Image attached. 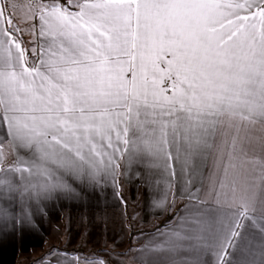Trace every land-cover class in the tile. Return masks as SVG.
<instances>
[{
  "label": "snow or ice",
  "instance_id": "obj_1",
  "mask_svg": "<svg viewBox=\"0 0 264 264\" xmlns=\"http://www.w3.org/2000/svg\"><path fill=\"white\" fill-rule=\"evenodd\" d=\"M126 183L162 226L42 264H264V0H0V234Z\"/></svg>",
  "mask_w": 264,
  "mask_h": 264
},
{
  "label": "crops",
  "instance_id": "obj_2",
  "mask_svg": "<svg viewBox=\"0 0 264 264\" xmlns=\"http://www.w3.org/2000/svg\"><path fill=\"white\" fill-rule=\"evenodd\" d=\"M123 195L127 201L126 206L113 197L111 189L108 190L105 196L99 198L91 194L76 198L58 195L44 202L42 211L34 214L32 225L27 227L17 225L14 230L10 225L6 234H0V264H20L22 259H32L34 261L40 259L38 255L41 256L42 252H44L43 254L49 252L47 250L51 247L50 242L54 241L55 237V235L52 237V230L57 227L54 221L57 222L58 220L55 217L59 215L61 216L59 222L65 227L74 224H70L69 218L65 219L62 215L74 212L86 214L133 210L135 211L133 215L136 217L135 222L139 226H158L165 217L167 218V215H160L157 210L150 209L146 205L143 190L141 189L138 192L134 184L126 183ZM154 232L155 230H151L147 234ZM71 234H73L72 230ZM88 235L90 234L88 233ZM146 239L147 235L137 238L140 244H143Z\"/></svg>",
  "mask_w": 264,
  "mask_h": 264
},
{
  "label": "rangeland",
  "instance_id": "obj_3",
  "mask_svg": "<svg viewBox=\"0 0 264 264\" xmlns=\"http://www.w3.org/2000/svg\"><path fill=\"white\" fill-rule=\"evenodd\" d=\"M122 211H105L103 213L86 214L75 212L67 213L62 215V217L65 219L69 218V223L74 224L73 226L68 225V227L63 226V224L59 222L61 219L60 215L55 217L58 221H54L57 224V227L52 230V237H54V235L55 237L54 241L50 242V249L56 247L57 249H67L69 252L77 250L81 252H88L89 250L98 251L105 247L106 244L110 245L113 240H118V243L122 241L124 247H127L130 242L133 243L135 247L139 246L140 242L137 239L132 241L128 234V229L125 227L128 219L134 215L135 211H129L128 209L124 212ZM166 219L167 218L165 217L158 226H162ZM156 227V225L139 226L136 223L134 231L140 232L143 230V232L147 234L150 233L151 230H155ZM71 230L73 231V234H71ZM88 233L90 235H88ZM50 249L48 248L47 251H50ZM43 253L44 252H42V254ZM42 254H40L41 256L38 255V258L40 259L34 261L32 259H22L20 264H42L41 258L44 257L46 253Z\"/></svg>",
  "mask_w": 264,
  "mask_h": 264
}]
</instances>
